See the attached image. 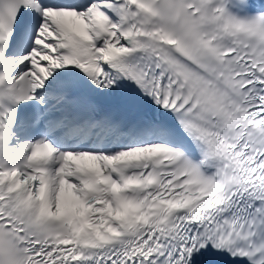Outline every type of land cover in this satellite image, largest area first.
<instances>
[{"label": "snow or ice", "instance_id": "6c2138e0", "mask_svg": "<svg viewBox=\"0 0 264 264\" xmlns=\"http://www.w3.org/2000/svg\"><path fill=\"white\" fill-rule=\"evenodd\" d=\"M0 264H264V0H0Z\"/></svg>", "mask_w": 264, "mask_h": 264}]
</instances>
